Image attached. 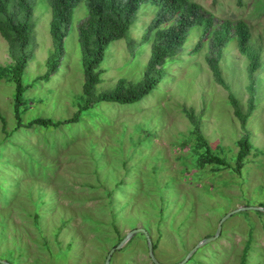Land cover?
Returning <instances> with one entry per match:
<instances>
[{
  "label": "rangeland",
  "instance_id": "1",
  "mask_svg": "<svg viewBox=\"0 0 264 264\" xmlns=\"http://www.w3.org/2000/svg\"><path fill=\"white\" fill-rule=\"evenodd\" d=\"M192 1L216 20L247 26L246 54L231 41L219 60L228 91L213 79L206 61L209 39L200 41L204 28L197 26L178 55L165 61L161 82L147 96L82 110L77 25L86 15L84 1L75 9L60 65L46 81L38 78L46 73L52 50L50 11L47 0H35L34 49L27 48L31 57L22 76L17 129L15 87L0 77L5 129L0 119V256L11 250L14 256L23 252L19 264H104L113 248L109 240L116 237L111 225H116L123 236L145 229L158 262L177 264L212 237L228 213L241 209L185 264H264V213L250 210L264 209V0ZM158 9L141 6L127 35L108 46L93 97L114 90L119 80H142L152 41H143V35ZM7 52L0 36V74L11 62ZM253 53L260 66L251 79ZM229 93L243 112L253 99L245 129L228 104ZM183 108L193 111L205 140L228 168H198L196 141L189 133L193 126ZM75 115L77 120L66 122ZM37 119L61 124L27 127ZM243 134L249 135L252 151L237 173L236 142ZM85 216L99 223L98 230ZM133 238L110 264H153L145 237Z\"/></svg>",
  "mask_w": 264,
  "mask_h": 264
},
{
  "label": "trees",
  "instance_id": "2",
  "mask_svg": "<svg viewBox=\"0 0 264 264\" xmlns=\"http://www.w3.org/2000/svg\"><path fill=\"white\" fill-rule=\"evenodd\" d=\"M82 0H47L50 11L49 35L52 42V50L46 61L47 71L38 80H48L50 74L55 72L60 65L64 54L63 42L69 32L75 9ZM86 15L77 25L78 42L82 53V68L84 83L82 87L80 105L82 110L100 103L131 104L147 96L163 78V65L165 61L176 57L179 50L184 45L189 31L197 26L204 28V33L200 41H209L210 56L206 61L212 73L214 81L223 89L229 90V86L224 82L219 67V60L222 51L231 42L236 43V47L242 55L246 54L249 46V32L243 22L231 23L229 21L216 20L210 13L203 10L200 5L192 0H83ZM143 5L158 7V12L147 26L143 35V41H151L150 57L148 59L142 80L139 83H132L126 80H119L112 91H106L92 96L94 87L101 82V71L98 70L104 59V54L108 46L117 40L123 39L129 32L130 27L136 19L139 8ZM35 0H0V36L6 41L8 58L11 60L8 67L1 72L0 77H7L15 87L13 108L17 121V128L21 126L20 107L25 87L22 85V76L30 59V50L34 48L35 21L33 18ZM199 44L196 46V51ZM27 48L30 49L27 51ZM251 49V48H250ZM258 54L249 55L248 76H253L259 68ZM254 78V76H253ZM251 78V79H253ZM252 91V86H250ZM252 93V92H251ZM228 104L233 110V115L239 120L242 129H245L246 121L254 110L252 97L246 112L238 100L229 93L227 95ZM183 113L191 122L193 128L189 132L196 141L194 154L197 155L196 163L201 170L206 166H215L220 172L223 168H228L225 159L217 157L208 142L205 140L198 118L192 110L183 108ZM78 116L67 120L73 122ZM4 129V119L0 116ZM33 124L57 127L61 122L37 119L30 122L27 127ZM248 134H243L236 142L238 151L236 154L235 172H239L245 159L252 151ZM117 219L114 213L113 221ZM86 221L94 225L98 230L96 221L85 216ZM126 220V219H125ZM127 221V220H126ZM114 228L116 237L108 239L111 247H115L122 239L116 225ZM142 235V234H141ZM134 238H131L128 245ZM124 246V247H125ZM123 247V248H124ZM123 248L121 250H123ZM21 251L22 247L19 248ZM156 245L153 243V251ZM1 255V254H0ZM3 256V257H2ZM0 256L9 264H19L23 252L14 256L13 251L8 250ZM113 257V256H112Z\"/></svg>",
  "mask_w": 264,
  "mask_h": 264
},
{
  "label": "water",
  "instance_id": "3",
  "mask_svg": "<svg viewBox=\"0 0 264 264\" xmlns=\"http://www.w3.org/2000/svg\"><path fill=\"white\" fill-rule=\"evenodd\" d=\"M250 210H253V211H259V212H262L264 213V209L263 208H260V207H251ZM239 211H241V209H236L230 213H228L218 224L217 226V229H216V233L212 236V237H209V238H206L205 240H202L201 242H199L193 249H191L188 254L186 255V257L179 263L177 264H185L189 258L191 257V255L195 252L196 249H198L199 247H201L205 242H211V241H214L220 234V231H221V225L223 223L224 220H226L227 218H229L231 215L235 214V213H238ZM136 234H142L144 237H145V240H146V245H147V252H148V256L149 258L151 259L152 263L153 264H160L158 262V260L155 258L154 256V253H153V244H152V240L149 236V233L143 229V228H136V229H133L129 232H127L123 239L115 246L113 247L112 249H110L105 257V261H104V264H110V260H111V257L112 255L119 251L120 249H122L125 244L131 239L134 237V235ZM0 264H9L8 262L6 261H3V260H0Z\"/></svg>",
  "mask_w": 264,
  "mask_h": 264
}]
</instances>
